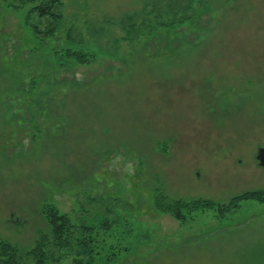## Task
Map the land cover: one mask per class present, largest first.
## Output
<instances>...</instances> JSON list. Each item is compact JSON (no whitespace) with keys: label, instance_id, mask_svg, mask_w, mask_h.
I'll use <instances>...</instances> for the list:
<instances>
[{"label":"rangeland","instance_id":"374dc122","mask_svg":"<svg viewBox=\"0 0 264 264\" xmlns=\"http://www.w3.org/2000/svg\"><path fill=\"white\" fill-rule=\"evenodd\" d=\"M61 1L43 39L0 0V238L33 247L53 204L96 226L91 264H264V203H232L264 190V0H192L137 39L116 19L151 0Z\"/></svg>","mask_w":264,"mask_h":264},{"label":"trees","instance_id":"16d2710c","mask_svg":"<svg viewBox=\"0 0 264 264\" xmlns=\"http://www.w3.org/2000/svg\"><path fill=\"white\" fill-rule=\"evenodd\" d=\"M21 3H34L31 10L40 19H45L46 27L42 31L38 26H34L35 32L39 37H48L54 32L56 24L63 18L61 0H19ZM192 0H151L138 11L126 13L119 19H116L126 35L130 39L139 38V29L143 26L148 28L151 18L162 27L171 28L176 24L182 23L188 18L187 11L190 8ZM165 14L168 18L165 17ZM151 17V18H150ZM75 56L78 62L85 63V56L80 52H70ZM257 200L264 203V190L246 192L235 197L232 203L242 200ZM167 201V202H166ZM202 204L207 207H215L212 200L190 199V200H169L168 197H157L155 205L163 210L173 214L177 219L183 218V210L189 205ZM224 207V206H223ZM222 209V207H221ZM49 224V231L40 234L36 243L29 249L20 248L0 238V264H59L66 254H76L75 264H91L95 252L100 247L97 228L95 225H89L85 220L78 223L73 222L68 214L62 213L60 209L47 204L42 210ZM105 219L100 223L101 229L109 231L112 224Z\"/></svg>","mask_w":264,"mask_h":264},{"label":"water","instance_id":"95a60500","mask_svg":"<svg viewBox=\"0 0 264 264\" xmlns=\"http://www.w3.org/2000/svg\"><path fill=\"white\" fill-rule=\"evenodd\" d=\"M258 159L260 160L261 166H264V149L259 150Z\"/></svg>","mask_w":264,"mask_h":264}]
</instances>
